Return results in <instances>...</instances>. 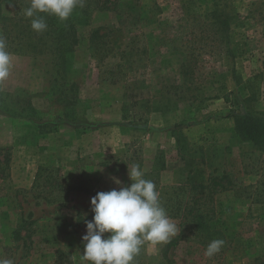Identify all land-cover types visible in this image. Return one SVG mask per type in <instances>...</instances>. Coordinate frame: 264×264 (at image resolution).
Here are the masks:
<instances>
[{
    "label": "rangeland",
    "instance_id": "1",
    "mask_svg": "<svg viewBox=\"0 0 264 264\" xmlns=\"http://www.w3.org/2000/svg\"><path fill=\"white\" fill-rule=\"evenodd\" d=\"M16 4L0 0V12L10 15ZM217 5L230 18L228 44L210 25ZM76 31L78 91L68 93L75 113L64 119L75 123L41 133L32 122L55 124L65 112L51 54H11L0 81V257L52 264L63 251L72 264H89L82 236L91 198L118 189L113 177L129 185L127 165L135 164L167 214L172 204L198 206L213 193L205 203L223 234L184 238L173 250L176 264H264V146L241 140L232 117L264 110V0H109ZM27 104L36 113H21ZM210 179L220 185L211 190ZM171 220L176 235L145 241L140 262L162 263L183 221ZM215 239L225 243L209 258Z\"/></svg>",
    "mask_w": 264,
    "mask_h": 264
},
{
    "label": "trees",
    "instance_id": "2",
    "mask_svg": "<svg viewBox=\"0 0 264 264\" xmlns=\"http://www.w3.org/2000/svg\"><path fill=\"white\" fill-rule=\"evenodd\" d=\"M15 2H17V4L12 14L5 15L0 12V36L5 39L6 50L10 54L32 57L43 56L46 54H51L53 56L52 62L56 67L55 72L57 74V78L55 77L53 82H56L59 88L58 90L53 91L56 93L59 92L61 95L60 101L65 108L63 119H59L60 121H57L55 124H52L43 118H36L32 120V122L35 123L41 133L56 131L59 125L66 122V117L69 118L75 113L71 106L74 103V100L71 99V95L68 93L72 92L74 94L78 91V84L73 79L74 70L72 64L73 49L78 41L76 26L79 23L87 22L93 9H108L109 0H80V3L74 8L69 18L64 21L59 20L54 15L38 13V15L45 18L47 23V28L43 32L34 31L31 28V18H27L23 14L24 9L30 6V0L29 2L26 0H15ZM208 15L211 18L210 25L217 26V33L223 37L225 44H228L227 33L230 28V18L227 13L217 5ZM98 38L100 37L96 30L92 33V41L95 44H98L96 40ZM227 52L229 56L233 57L230 47L227 48ZM68 74H71L72 76L71 81L67 79ZM52 94H54V92H52ZM25 109L30 113H36V109L33 106H30V104H27L26 107L22 108L21 113H23ZM232 117L234 118V131L241 140L249 141L255 146H264V110L236 112ZM75 122L76 120H71L66 123L72 124ZM79 122L77 123L82 127L80 120ZM175 126L179 127V124H176ZM85 127L90 128L91 126L88 124ZM74 128L78 129V127ZM182 128H186V126ZM161 169H163V167ZM210 181L211 190H213L215 186L220 185L219 181H212V179H210ZM207 187L205 185L200 186V188ZM227 187L228 186L225 185L222 186L223 189H226ZM76 189L78 191L88 192L83 186H76ZM212 194L213 193L208 190L205 199L202 202L201 197L197 198L200 200L198 206H195V201L188 207L184 206L183 208H180L176 204L167 207L169 211L168 216L170 218L177 219L181 216V220L183 221L179 223L181 227L180 233L162 248L161 264H176L173 250L184 238L194 236L196 239L201 240L204 234H213V236H221L223 234V232L217 228L215 223L217 215L216 209L210 204L205 203L206 199L212 200V197L210 196ZM19 235L20 230H16V238H19ZM140 257L141 251L139 253V264H143L140 262ZM52 264H72V262L63 255V251H59Z\"/></svg>",
    "mask_w": 264,
    "mask_h": 264
},
{
    "label": "clouds",
    "instance_id": "3",
    "mask_svg": "<svg viewBox=\"0 0 264 264\" xmlns=\"http://www.w3.org/2000/svg\"><path fill=\"white\" fill-rule=\"evenodd\" d=\"M80 0H30L24 15L31 18V28L43 32L47 28V13L64 21L69 18ZM12 65L6 41L0 36V81L5 80ZM129 185L113 177L120 187L97 192L91 198L93 217L86 221L82 258L89 264H135L145 241L153 244L168 242L176 235L177 226L162 206L155 184L144 178L139 165H127ZM224 240L211 241L205 256L211 258L224 245ZM0 264H14L12 259L0 257Z\"/></svg>",
    "mask_w": 264,
    "mask_h": 264
},
{
    "label": "crops",
    "instance_id": "4",
    "mask_svg": "<svg viewBox=\"0 0 264 264\" xmlns=\"http://www.w3.org/2000/svg\"><path fill=\"white\" fill-rule=\"evenodd\" d=\"M115 120H116V121H119L118 118H114V121H115Z\"/></svg>",
    "mask_w": 264,
    "mask_h": 264
}]
</instances>
